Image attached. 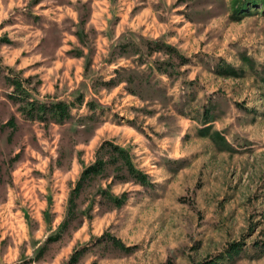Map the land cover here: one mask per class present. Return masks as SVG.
I'll return each mask as SVG.
<instances>
[{
	"label": "rangeland",
	"instance_id": "obj_1",
	"mask_svg": "<svg viewBox=\"0 0 264 264\" xmlns=\"http://www.w3.org/2000/svg\"><path fill=\"white\" fill-rule=\"evenodd\" d=\"M0 264H264V0H0Z\"/></svg>",
	"mask_w": 264,
	"mask_h": 264
},
{
	"label": "trees",
	"instance_id": "obj_2",
	"mask_svg": "<svg viewBox=\"0 0 264 264\" xmlns=\"http://www.w3.org/2000/svg\"><path fill=\"white\" fill-rule=\"evenodd\" d=\"M116 244H118V242H116V240H113ZM233 251H236V250H233ZM231 253H233V252H231ZM229 256V255H228Z\"/></svg>",
	"mask_w": 264,
	"mask_h": 264
}]
</instances>
